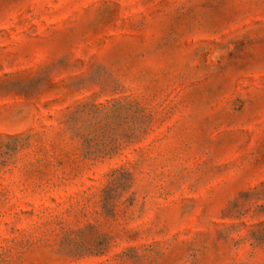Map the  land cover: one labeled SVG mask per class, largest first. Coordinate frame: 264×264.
I'll use <instances>...</instances> for the list:
<instances>
[{
	"label": "rangeland",
	"instance_id": "obj_1",
	"mask_svg": "<svg viewBox=\"0 0 264 264\" xmlns=\"http://www.w3.org/2000/svg\"><path fill=\"white\" fill-rule=\"evenodd\" d=\"M0 264H264V0H0Z\"/></svg>",
	"mask_w": 264,
	"mask_h": 264
}]
</instances>
